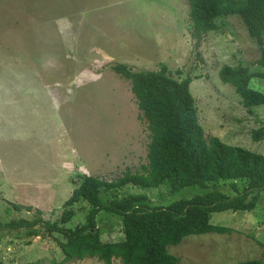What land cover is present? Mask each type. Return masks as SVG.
Instances as JSON below:
<instances>
[{
	"label": "rangeland",
	"instance_id": "rangeland-1",
	"mask_svg": "<svg viewBox=\"0 0 264 264\" xmlns=\"http://www.w3.org/2000/svg\"><path fill=\"white\" fill-rule=\"evenodd\" d=\"M241 21L221 17L217 29L198 38L189 0H0V220L58 219L81 174L111 181L144 171L151 131L131 81L113 70L116 63L135 70L166 65L175 78L191 76L206 135L264 154V104L246 108L219 75L224 65L264 71L258 63L264 47ZM250 85L264 91V78L253 77ZM193 190L172 194L165 186L129 184L122 194L145 192L167 205ZM260 193L252 210L213 214L212 222L229 232L191 234L168 251L178 264L264 263ZM14 203L24 208L9 210ZM82 206L89 205L79 200L68 226L85 222ZM98 219L106 229L114 225L104 241L122 237L118 217L103 211ZM0 235V264H106L98 256L64 262L57 233Z\"/></svg>",
	"mask_w": 264,
	"mask_h": 264
},
{
	"label": "trees",
	"instance_id": "trees-1",
	"mask_svg": "<svg viewBox=\"0 0 264 264\" xmlns=\"http://www.w3.org/2000/svg\"><path fill=\"white\" fill-rule=\"evenodd\" d=\"M189 1L198 38L217 29V19L236 15L250 36L264 47V0ZM258 63L264 66V48ZM112 68L131 81L151 131L150 161L142 165L144 171H128L111 181L81 174L80 185L64 201L66 208L60 218L51 220L40 215L0 220V233L23 232L27 237L41 236L43 231L57 233L64 262L98 256L106 264H112L114 258H120L123 264H178L179 258L168 251L169 245L191 234L229 232L230 227L212 222L215 212L256 207L264 191V154L206 135L191 91V76L175 78L166 65L157 70H135L126 63H116ZM219 75L222 81L235 86L246 108L264 104V91L250 85L253 77L264 78L263 70L251 72L244 64L224 65ZM261 136L262 132L256 130L255 139ZM238 180L245 181L242 188ZM129 184L141 188L165 186L172 194L187 187L194 190L192 195L170 204L156 205L145 192L123 195L122 190ZM227 186L233 192L223 189ZM79 200L89 205L82 206L85 222L68 226ZM12 206L8 209L24 208L16 203ZM26 209L32 210L31 206ZM103 211L121 220L119 240H103V234L114 229V225L110 229L100 226L98 216ZM41 212L37 209L38 214ZM239 264L264 263L262 259H251Z\"/></svg>",
	"mask_w": 264,
	"mask_h": 264
}]
</instances>
